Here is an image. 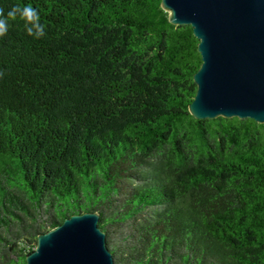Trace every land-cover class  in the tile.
I'll use <instances>...</instances> for the list:
<instances>
[{
	"label": "trees",
	"instance_id": "1",
	"mask_svg": "<svg viewBox=\"0 0 264 264\" xmlns=\"http://www.w3.org/2000/svg\"><path fill=\"white\" fill-rule=\"evenodd\" d=\"M31 5L0 36V264L97 211L116 264H264V122L196 118L202 59L161 0Z\"/></svg>",
	"mask_w": 264,
	"mask_h": 264
},
{
	"label": "water",
	"instance_id": "2",
	"mask_svg": "<svg viewBox=\"0 0 264 264\" xmlns=\"http://www.w3.org/2000/svg\"><path fill=\"white\" fill-rule=\"evenodd\" d=\"M174 24H189L201 65L188 104L196 118L264 122V0H161ZM97 211L73 213L37 236L26 264H116Z\"/></svg>",
	"mask_w": 264,
	"mask_h": 264
},
{
	"label": "clouds",
	"instance_id": "3",
	"mask_svg": "<svg viewBox=\"0 0 264 264\" xmlns=\"http://www.w3.org/2000/svg\"><path fill=\"white\" fill-rule=\"evenodd\" d=\"M2 12V10H0ZM17 17L24 20L25 29L30 36L41 38L45 35V26L40 23V12L31 5L24 7H13L7 12L6 16H0V36L4 35L8 30V21L15 20Z\"/></svg>",
	"mask_w": 264,
	"mask_h": 264
}]
</instances>
